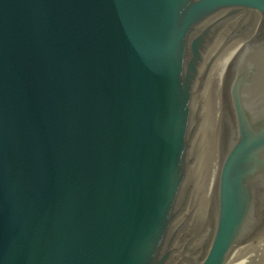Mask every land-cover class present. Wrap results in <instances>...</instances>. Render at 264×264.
<instances>
[{
	"label": "water",
	"instance_id": "95a60500",
	"mask_svg": "<svg viewBox=\"0 0 264 264\" xmlns=\"http://www.w3.org/2000/svg\"><path fill=\"white\" fill-rule=\"evenodd\" d=\"M0 264H264V0H0Z\"/></svg>",
	"mask_w": 264,
	"mask_h": 264
}]
</instances>
